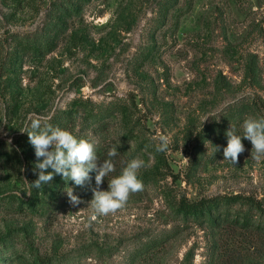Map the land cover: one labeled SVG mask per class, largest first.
Wrapping results in <instances>:
<instances>
[{"label":"rangeland","instance_id":"rangeland-1","mask_svg":"<svg viewBox=\"0 0 264 264\" xmlns=\"http://www.w3.org/2000/svg\"><path fill=\"white\" fill-rule=\"evenodd\" d=\"M248 116L264 0H0V264H264V158L223 156ZM38 117L117 149L101 190L142 158V189L93 217L94 172L32 186Z\"/></svg>","mask_w":264,"mask_h":264},{"label":"clouds","instance_id":"clouds-1","mask_svg":"<svg viewBox=\"0 0 264 264\" xmlns=\"http://www.w3.org/2000/svg\"><path fill=\"white\" fill-rule=\"evenodd\" d=\"M30 131H27L29 142L33 146L36 156L35 169L38 178L32 186L39 189L48 184L55 175H61L65 180L76 186L84 185L86 180L95 173V187L92 188L93 198L90 205L93 217L106 215L119 209L128 199L130 193L139 191L143 182L139 170L145 166L140 157L130 159L120 174L109 181L108 189L101 190L104 178L114 171L113 159L117 149H110L104 162L98 166L97 141L94 138L77 137L71 131L41 122V118L30 121ZM242 131L231 127L226 132L227 146L223 149L224 160L235 164L238 155L245 150L243 139L253 145L252 158H264V116H248L241 125ZM169 147V137L159 135L156 151L163 152ZM42 158V159H41ZM50 169V171H49ZM67 196L74 204L80 202L73 194V188L67 187Z\"/></svg>","mask_w":264,"mask_h":264}]
</instances>
